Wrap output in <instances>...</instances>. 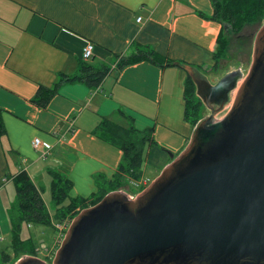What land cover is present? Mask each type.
<instances>
[{
    "label": "crops",
    "instance_id": "0c3cea01",
    "mask_svg": "<svg viewBox=\"0 0 264 264\" xmlns=\"http://www.w3.org/2000/svg\"><path fill=\"white\" fill-rule=\"evenodd\" d=\"M199 12L211 16V1L0 0V111L6 132L0 139V212L5 214L10 202V178L20 171H26L43 198L50 194L54 171L72 182L70 197L89 198L102 177L113 176L121 158L118 148L92 130L102 118L128 127L130 121L119 111L135 125L145 122L142 126L152 128V140L165 150L152 149L154 175L143 172L141 186L147 187L172 161L168 153L175 158L185 149L194 130L184 119L185 67L203 73L213 67L222 28ZM87 41L93 44V55L84 63ZM135 46H148L175 64L141 61L120 72L112 69L115 56H127ZM82 63L109 68L99 87L66 83L45 109L31 104L39 86L53 85L61 73L77 75ZM34 139L42 145L33 148ZM128 188L121 191L130 195ZM5 225L1 236L11 233L9 221ZM60 237L56 232L46 257L59 246Z\"/></svg>",
    "mask_w": 264,
    "mask_h": 264
},
{
    "label": "water",
    "instance_id": "95a60500",
    "mask_svg": "<svg viewBox=\"0 0 264 264\" xmlns=\"http://www.w3.org/2000/svg\"><path fill=\"white\" fill-rule=\"evenodd\" d=\"M185 70L209 115L135 198L80 211L51 264H264V18L246 76Z\"/></svg>",
    "mask_w": 264,
    "mask_h": 264
},
{
    "label": "trees",
    "instance_id": "16d2710c",
    "mask_svg": "<svg viewBox=\"0 0 264 264\" xmlns=\"http://www.w3.org/2000/svg\"><path fill=\"white\" fill-rule=\"evenodd\" d=\"M210 1L213 9L212 15L205 16L201 12L198 14L203 19L217 22L222 26L217 38V48L213 54L214 65L212 70H215L229 45L230 37L238 35L247 25H254L263 21L264 0ZM115 60L114 70H117V72L141 61H149L159 66L175 64L156 54L148 46H135V52L127 56H115ZM178 65L180 67L184 66L183 64ZM109 71L108 67L98 69L82 63L77 75L67 76L61 73L57 76L53 85L49 87L39 86L30 102L37 109H45L64 84L82 82L90 89L97 88ZM184 95V119L192 127H195L199 120L202 119L201 110L203 105L199 98L196 97L195 86L188 75ZM119 114L130 122L133 121L132 117L125 115L122 111H119ZM130 124L128 127H122L108 119L102 118L96 128L92 130V134L97 138L118 148L121 151V158L113 176L110 179L102 177L97 182L96 191L89 198L70 197L69 193L73 187L72 182L61 172H50L52 179L49 184V192L54 209L53 218L57 222H62L67 218H74L80 211L96 205L110 192L124 190L129 181H141L143 166L145 164L152 166V149L154 150L155 148L159 153H165V150L157 147V144L152 140V128L139 131L132 123ZM140 132H143L144 135L140 136ZM147 132H149V135H146ZM5 136L6 132L0 111V139ZM151 145H154V147L150 148ZM8 153H12V151L9 150ZM149 156H151L150 159H148ZM10 181L15 190V203L12 205V214H10L12 255L1 251L0 264H14L25 255L38 257V251L33 241L31 239L23 240L21 231L25 225L52 226L50 210L26 171L14 174L11 176ZM145 188L144 186L138 187V193Z\"/></svg>",
    "mask_w": 264,
    "mask_h": 264
},
{
    "label": "rangeland",
    "instance_id": "374dc122",
    "mask_svg": "<svg viewBox=\"0 0 264 264\" xmlns=\"http://www.w3.org/2000/svg\"><path fill=\"white\" fill-rule=\"evenodd\" d=\"M261 24L262 21L254 25H247L238 35H233L232 37H230L229 45L226 51L223 53V57L220 59V63L218 64L217 69L215 70H212V68L205 69L203 70L204 74L207 75V77H209L210 79L212 78L220 79L227 72L240 68L244 73V75L246 76L251 66L254 38L259 28L261 27ZM227 110L229 109L227 108L225 111H223L218 115L226 113ZM201 113H202V118L209 115V111L206 109L204 105L202 107ZM130 123H132V125L139 131H141L142 129L146 130L145 122L137 123V125L134 124V121H131ZM139 135L143 136L144 133L140 132ZM146 135H149V132H147ZM153 171L154 170L148 164H145L143 166V172L145 173L146 177H151L152 175H154ZM127 186L129 187L127 189V192L130 193V195L129 194L128 195L131 196L132 198H135L139 194L138 193L139 190L132 183H128ZM7 190L12 195L8 193L9 194L8 199L10 202H8V207L5 208V214H3V212H0V227L2 229L7 228L5 222L7 223V221H9L10 224V214H12L11 208L12 205H14L15 203V190L13 185L9 184ZM5 196L7 197V193H5ZM43 200L46 206L49 208L50 210L49 212L52 213L53 207L50 199V194L48 192L45 194ZM51 217H52V226L25 225L21 231V238L23 240L31 239L38 251L37 258L46 262L47 264H51L52 259L54 258V254L59 247L57 246L56 250L52 252L50 257L45 256L46 248L51 247L53 245L57 232L55 230V225L57 224V221L53 218V213L51 214ZM3 237H5V239L2 242L0 241V252L5 251L12 255L11 233L8 234V236L0 235V240ZM16 262L14 264H16Z\"/></svg>",
    "mask_w": 264,
    "mask_h": 264
},
{
    "label": "built area",
    "instance_id": "2783aa9c",
    "mask_svg": "<svg viewBox=\"0 0 264 264\" xmlns=\"http://www.w3.org/2000/svg\"><path fill=\"white\" fill-rule=\"evenodd\" d=\"M141 19L138 18L137 19V22L140 21ZM93 55V44L89 41L85 42V45L83 46L82 48V54H81V60L82 62H88L91 57ZM116 65V64H115ZM115 68V66H114ZM112 68V69H114ZM42 144L40 142L39 139H34L33 141V148H38L40 147ZM48 148V146H46ZM44 156V154H43ZM136 188L140 187L142 185V182L139 181V182H131ZM72 222V219H65L63 220L62 222L58 223L55 225V229L57 230V232H59L61 234V236H63L66 232V230L68 229V227L70 226Z\"/></svg>",
    "mask_w": 264,
    "mask_h": 264
}]
</instances>
